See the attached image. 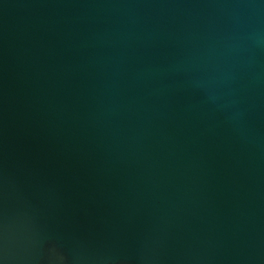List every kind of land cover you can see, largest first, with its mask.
<instances>
[{
  "label": "water",
  "instance_id": "1",
  "mask_svg": "<svg viewBox=\"0 0 264 264\" xmlns=\"http://www.w3.org/2000/svg\"><path fill=\"white\" fill-rule=\"evenodd\" d=\"M0 264H264V0H0Z\"/></svg>",
  "mask_w": 264,
  "mask_h": 264
}]
</instances>
